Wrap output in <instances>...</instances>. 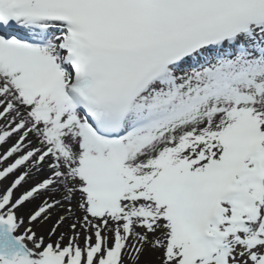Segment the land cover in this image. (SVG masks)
<instances>
[{
	"label": "snow or ice",
	"instance_id": "obj_1",
	"mask_svg": "<svg viewBox=\"0 0 264 264\" xmlns=\"http://www.w3.org/2000/svg\"><path fill=\"white\" fill-rule=\"evenodd\" d=\"M13 137L0 264H264V0H0Z\"/></svg>",
	"mask_w": 264,
	"mask_h": 264
},
{
	"label": "bare ground",
	"instance_id": "obj_2",
	"mask_svg": "<svg viewBox=\"0 0 264 264\" xmlns=\"http://www.w3.org/2000/svg\"><path fill=\"white\" fill-rule=\"evenodd\" d=\"M15 137H13L12 139H10L7 144L0 146V149H3L5 146L8 148V143L11 142L10 144H12L15 141ZM6 148V149H7ZM6 150L4 149V151H0V154H2L3 152H5ZM47 175H49V173L47 172V170L45 169V171L42 174H37L36 176L32 177L31 179L28 180V183L24 185L23 188L20 189V191L22 192L24 189L28 188L29 186L33 185L37 180H41L43 178H45ZM11 183V176L6 179L5 181H3L2 183H0V188L2 187H7L9 184ZM58 198V197H57ZM36 203H39V200L34 201L32 204H28L25 208H23L21 210V214L22 215H26L28 211H30ZM79 215V212L77 213ZM56 218V213H53V220H55ZM51 226V221L48 222L47 224L43 225L42 227L38 228V231L41 234H46L47 229ZM67 226H65L66 230ZM159 252H155L152 251L151 249L146 250L143 255L140 257V264H159Z\"/></svg>",
	"mask_w": 264,
	"mask_h": 264
},
{
	"label": "rangeland",
	"instance_id": "obj_3",
	"mask_svg": "<svg viewBox=\"0 0 264 264\" xmlns=\"http://www.w3.org/2000/svg\"><path fill=\"white\" fill-rule=\"evenodd\" d=\"M80 214V213H79ZM159 255V254H158Z\"/></svg>",
	"mask_w": 264,
	"mask_h": 264
}]
</instances>
